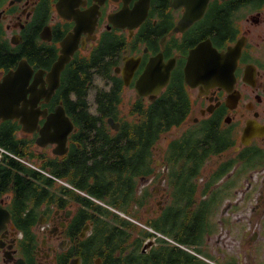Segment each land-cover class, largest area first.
I'll use <instances>...</instances> for the list:
<instances>
[{
    "label": "flooded vegetation",
    "instance_id": "1",
    "mask_svg": "<svg viewBox=\"0 0 264 264\" xmlns=\"http://www.w3.org/2000/svg\"><path fill=\"white\" fill-rule=\"evenodd\" d=\"M60 58L53 93L25 106L39 113L26 131L23 116H7V93L22 112L33 82L56 80ZM176 91L178 177L181 188L186 176L196 184L192 218L223 225V264H264V0H0V264L119 262L94 207L135 218L91 194L104 191L93 179L118 177L107 185L123 186L120 205L140 208L143 224L159 211L158 161L152 174L150 157H118L150 144V116ZM47 118L69 129L64 144H38Z\"/></svg>",
    "mask_w": 264,
    "mask_h": 264
},
{
    "label": "trees",
    "instance_id": "2",
    "mask_svg": "<svg viewBox=\"0 0 264 264\" xmlns=\"http://www.w3.org/2000/svg\"><path fill=\"white\" fill-rule=\"evenodd\" d=\"M85 82L86 80H82L78 85H74L78 89V96L84 95ZM70 86L72 89V83ZM157 112L159 114L158 117H155V113H152L150 116V118L152 117L149 138L150 144L147 142L145 144V149L136 148L133 151V155L130 154L118 157L119 161L125 160V162H128L130 157H150L152 174L154 171L152 167L153 154L151 151L150 156V152L147 148H152L163 133L169 131L172 126L178 125V91L173 93L159 106L157 105ZM138 130L139 127L133 129L134 132H137ZM123 136H125L126 143H129L132 139L129 130H125ZM140 138H143L142 134L140 135ZM120 146L121 145L119 144V147ZM118 151L119 150L112 145L110 152L116 153ZM164 157H167L166 164L168 165V168L166 171V177L173 188V200L171 204L162 207L159 212L160 215L158 214L159 216L152 215V212L151 217L146 218L144 223L168 236H171L178 242L190 246L195 245L198 242L200 245L201 240H203L202 233L205 229V225L202 223L200 226L196 227L191 220L192 215L195 216V213L192 211L194 210L192 209V206L194 203L193 193L196 184L192 181L190 176H186L183 183L184 188H181L182 183L178 177V139L169 142ZM106 179L114 181L117 180L118 177L94 178L93 184L96 186H102L104 191L102 193L91 192V194L108 204L118 206L131 214L135 219H139L140 208H134L131 211L124 209L120 205L122 199L126 200L128 197L127 191L120 193L123 186L115 185L113 187L111 183L107 185ZM207 185L208 184H206V187H208ZM181 194H184L187 197L182 204L179 203ZM133 197L138 200V197H135V195H133ZM199 206L200 204L197 203V208ZM94 209L102 216V219H97L96 231L102 235L103 242L108 245L112 258L119 261L114 264H208L198 259L195 255L180 249L177 245L170 244L160 238L149 248L147 254H140L139 250L143 242L148 237L151 238L154 235L153 233L147 231L138 224L129 221L123 216L116 214L105 206L96 204ZM188 211L189 213H187ZM117 250L121 252L127 250L130 253L126 255L119 254L117 256L114 254Z\"/></svg>",
    "mask_w": 264,
    "mask_h": 264
},
{
    "label": "rangeland",
    "instance_id": "3",
    "mask_svg": "<svg viewBox=\"0 0 264 264\" xmlns=\"http://www.w3.org/2000/svg\"><path fill=\"white\" fill-rule=\"evenodd\" d=\"M177 139H178V128L172 127L169 130V132H167L166 134L163 133L160 136L159 140L155 143V149H153L154 162L158 161V163H157L156 168H155V172L157 174V177L155 179H151V187L153 188L154 186H156L157 187L156 192H159V195L162 196L160 198V203H159L162 206L159 209V211H157L156 216L158 214L160 215L159 212L162 209V207H164V205L167 206V205L172 203V200H173L172 190H173V188H172V185L170 184L169 180L166 177V171L168 168V165L166 164V158L167 157H164V156L160 157V155L155 153V152H157L161 147L166 148L168 146L169 141H171V140L173 141V140H177ZM158 143L160 146L157 145ZM163 177H165V179H163ZM159 182H161V183L159 184ZM157 198L152 196L151 201H153V202H152V206L150 208L151 212L158 210L157 205L154 203L157 200ZM179 203L181 204V202H179ZM187 213H189V211ZM120 214L123 216H126L123 213H120ZM126 217L130 218V216H126ZM218 217H219V215H218ZM135 220L138 221V219H135ZM191 220H192V223L196 227L200 226L203 223L205 225L204 231L208 228V231L210 233L208 235L205 232H203L204 236H202L203 240H201V244L199 245V243L197 242V244L192 245L196 249L195 251L199 253V254H197V256H198L197 258L208 263V264H223L224 255H223V251L221 248L222 247V239H223V236H222L223 235V225L217 224L215 222V220L211 221L209 224L202 222V220L200 218H191ZM136 221L134 223H137ZM138 222H139L138 225L140 224L139 226H141V227L144 226V225H142L143 224L142 221L139 220ZM150 229L151 230H149V229H147V230L151 232L153 229L152 228H150ZM219 235H221L220 241H218V239H217ZM158 236H161V235H158ZM169 237H171V236H169Z\"/></svg>",
    "mask_w": 264,
    "mask_h": 264
},
{
    "label": "water",
    "instance_id": "4",
    "mask_svg": "<svg viewBox=\"0 0 264 264\" xmlns=\"http://www.w3.org/2000/svg\"><path fill=\"white\" fill-rule=\"evenodd\" d=\"M66 51V50H65ZM66 59V58H65ZM63 58H60L52 67V72L50 73V76H55L56 80L54 81H49V86L45 87V84L41 83V86L38 87V82L35 81L31 84V86L29 87V90L31 92L30 94V98L28 101H24L23 105V111H19V112H15L13 110V104L11 103V99L13 98L11 93L8 92L7 93V116H14V114L17 115H21L23 116V118L21 119L22 124H23V129L26 131H31L32 130V124L34 125L36 120H37V116L39 113H37L36 110H27L25 108L26 105H30V106H35L37 104V100L43 95L46 97V99L53 93V91L55 90V88L58 86L59 83V72L60 69L62 68L63 64H64V60ZM18 73V72H16ZM168 80V73L164 74L162 76V78L159 81V87H156V84L154 87L151 88V90H159V88L161 86H163ZM142 93H147L146 91H141ZM25 97V88H23V99ZM64 115V111L61 108L60 110H57V112L55 113L56 116L59 115ZM15 115V116H17ZM63 117V116H62ZM64 122H66L67 124H70V121L68 120V118H64L62 119ZM58 122L55 118H47L43 127L39 129V137H38V144L41 146L46 145L48 142H57L59 144H64L65 140H66V134L68 132V128L66 129V126H58L55 123ZM52 128H54V131L52 132ZM152 240L148 241L147 243L144 244L143 246V250H145V248L148 245L152 244Z\"/></svg>",
    "mask_w": 264,
    "mask_h": 264
},
{
    "label": "built area",
    "instance_id": "5",
    "mask_svg": "<svg viewBox=\"0 0 264 264\" xmlns=\"http://www.w3.org/2000/svg\"><path fill=\"white\" fill-rule=\"evenodd\" d=\"M183 248H185L184 246H182Z\"/></svg>",
    "mask_w": 264,
    "mask_h": 264
}]
</instances>
